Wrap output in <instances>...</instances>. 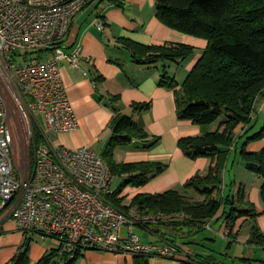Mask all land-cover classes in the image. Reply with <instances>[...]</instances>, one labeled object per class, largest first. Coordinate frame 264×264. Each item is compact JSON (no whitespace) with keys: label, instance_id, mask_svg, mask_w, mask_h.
<instances>
[{"label":"built area","instance_id":"2783aa9c","mask_svg":"<svg viewBox=\"0 0 264 264\" xmlns=\"http://www.w3.org/2000/svg\"><path fill=\"white\" fill-rule=\"evenodd\" d=\"M87 4L0 0V224L13 221L25 235L52 237L61 245V256L70 259L79 252L103 250L176 260L178 245L145 243L135 227L191 221L188 216L118 209L109 201L115 176L104 156L88 146H59L52 138L79 129L62 65L84 72L82 47L70 51L68 37ZM95 25L104 32L101 19ZM17 150L25 164L22 172ZM205 226L212 231L211 223ZM233 231L226 224L220 236L229 240Z\"/></svg>","mask_w":264,"mask_h":264},{"label":"trees","instance_id":"16d2710c","mask_svg":"<svg viewBox=\"0 0 264 264\" xmlns=\"http://www.w3.org/2000/svg\"><path fill=\"white\" fill-rule=\"evenodd\" d=\"M104 2L125 8V0L100 1ZM155 7L158 20L165 26L208 42L181 89L178 90L179 83L169 75L167 68L163 69L159 86L175 91L179 120L191 121L203 128L217 125L215 131L179 141L180 148L188 158H207L212 165L206 173L196 174L184 185L186 192H193L201 200L194 201L177 190H168L163 194H140L130 205H124L125 198L120 196L125 188L147 185L164 173L167 165L157 162H114L113 154L117 148L141 141L145 143V149H151L160 138L152 139L133 117L120 113L117 108L120 96H112L110 101L115 116L110 129L113 136L104 159L115 177L126 179L109 197V201L123 211L136 207L145 214L183 213L191 219L186 223L200 224L202 227L222 211L220 219L224 218L225 223L233 228L239 219L248 218L252 221L249 244L264 246V234L257 222L259 214L255 205L246 200L244 185L239 187L237 195H227L224 175L230 154L243 144L240 156L246 169L263 180L261 199L264 204V149L256 153L247 149L249 144L264 139V129L248 135L254 129L251 125L258 105L264 102V0H156ZM119 42L139 64L157 65L163 62L182 65L192 59L197 51L195 47L185 44L147 46L128 39H120ZM150 109L151 103L132 105L134 113ZM242 125L245 132L240 136L237 129ZM36 136L40 138L41 134L36 131ZM145 228L159 235L161 226ZM60 251L45 256L41 264H75L82 256L79 252L74 259H70L66 254L61 256ZM150 258L137 255L135 264H149ZM29 261L27 242L10 264H29ZM194 264L217 263L206 257L198 258Z\"/></svg>","mask_w":264,"mask_h":264},{"label":"crops","instance_id":"0c3cea01","mask_svg":"<svg viewBox=\"0 0 264 264\" xmlns=\"http://www.w3.org/2000/svg\"><path fill=\"white\" fill-rule=\"evenodd\" d=\"M100 1L87 0L86 8L73 20L69 32V50L78 45L82 47L84 58L82 69L85 73L72 68L67 63L62 65L63 81L74 112L79 119V129L73 133L56 135L58 140H54L59 146L73 150L88 146L97 154L104 156L113 136L110 124L115 113L110 98L120 96V102L117 104L120 113L133 117L152 139L160 138V141L151 149H145V143L141 141L119 147L114 151V162L117 164L157 162L167 165L166 171L147 185L125 188L120 196L125 198L124 205H130L132 200L140 194L156 195L168 190H177L191 198L194 193L185 191V183L198 173H206L212 161L206 158L196 160L188 158L180 148L179 141L200 136L207 131H215L217 125L212 128H203L191 121L179 120L175 91L160 87L159 82L163 69L167 68L169 75L177 81L183 78L180 82L178 81V90L181 89L186 76L201 58L208 42L174 31L161 23L156 16V0H125L123 9L106 2L100 3ZM97 19L104 22V32L96 27ZM120 39L132 40L147 46H161L166 43L185 44L195 47L198 53L184 62V70L179 73L174 69L180 66L176 63L160 62L157 65L136 63L129 51L119 42ZM136 103H151V109L147 112L134 113L132 105ZM257 110L264 115V102L259 103ZM244 132L243 125L237 129V134L240 136ZM247 149L252 153L263 150L264 139L249 144ZM234 151L230 154L231 157ZM125 179L126 177H115L114 185L116 182L117 186L113 188L114 192ZM256 181L247 187L245 195L246 200L254 204L257 209L259 214L257 222L264 234L262 185L261 182L258 185ZM226 184L225 182V187ZM237 191L238 189L235 188L232 193L235 195ZM220 216L221 213L203 226L211 223L212 227L216 224L211 232L221 238L220 235L226 223L221 221ZM186 222L178 221L172 223L175 224L173 226L161 227L158 231L159 235L145 227H139L147 238L143 240L140 237L143 242L171 243L167 241L168 239L175 241L172 244L178 245L180 249L176 260L151 257L149 264H194L198 258L206 257L217 264H229L226 259L218 258L213 252L208 253L209 251L199 247L195 241L186 243L180 241V237L177 240V235L170 236L161 231L171 227L176 231L184 227L203 228L200 224L192 225ZM249 222L248 218L239 219L230 239L224 241H229L231 247L239 245L252 252L251 257L237 258L240 264H264V246L249 244L251 227L248 228L249 236L241 242V233L246 229L245 226L250 225ZM126 231L127 229L124 233ZM27 242L29 243V264H41L45 256L53 251L61 250V245L56 239L36 233L25 235L18 230L13 221H5L0 224V264H10ZM75 264H135V256L114 254L103 250H88L82 253Z\"/></svg>","mask_w":264,"mask_h":264},{"label":"rangeland","instance_id":"374dc122","mask_svg":"<svg viewBox=\"0 0 264 264\" xmlns=\"http://www.w3.org/2000/svg\"><path fill=\"white\" fill-rule=\"evenodd\" d=\"M198 53V50L196 51V54ZM184 63H182V65L178 66V67H174V69H176V71H179V73H182L184 70ZM189 75V73H188ZM187 75V76H188ZM186 76V77H187ZM183 78H179V82L180 80ZM186 79V78H185ZM184 81V80H183ZM182 81V82H183ZM33 125V123H30V128L32 130V132H34V134L36 135V126ZM254 127V129H252V131L248 134V135H253L254 133H257L261 130L264 129V115H262L261 112H259L257 110L256 114L254 115V121L252 122V125ZM213 126L209 127L212 128ZM244 133H242L243 135ZM53 136V135H52ZM53 140L56 139L58 140V136H53L52 137ZM245 141V140H244ZM242 145L240 144L237 149L233 152L232 157L230 156L227 163H225V182L226 184V193L227 195L231 194L233 189L237 188L239 191V187L241 185H244L245 189H247V187L249 185H252L253 182H257V184L259 185L261 182V185L263 184V180L262 178H260L259 176L251 173L250 171H248L241 159L240 153L242 150ZM17 155V166L19 168V170L22 172V170L25 168V164H24V160L20 154V150H17L16 152ZM207 159V158H206ZM227 176V178H226ZM150 183V182H149ZM117 183L115 182L114 188H116ZM237 191V193H238ZM237 193L235 195H237ZM192 200L197 201V200H201L202 198L196 194H193V197H191ZM221 216H222V212ZM220 216V218H221ZM222 222L225 223L224 218L221 220ZM250 225L249 226H245L246 229L243 230V232L241 233V242L243 241L242 239H245L246 236H249V230L248 228H250L252 226V221L250 220ZM216 224H214L213 226L215 227ZM212 226V227H213ZM161 227H164V225H162ZM226 227V224L224 225V229ZM214 229V228H213ZM251 229V228H250ZM162 232L166 233L167 235H177V240L180 237V241L186 242V243H190L192 241H195V243H197V245L203 249H206V251H209L208 253H214L216 254L215 256L218 258H222V259H226L227 262H229V264H240L239 261H237V258H243V257H251L252 252H249V250H245L242 246L239 245H235L233 247H231V245L229 244V241H224L222 240L220 237H217L216 234L212 233L210 230H208L206 228V226H203V228H197V227H184L182 229H178V231H176L175 229H173L171 227L167 228V229H162ZM135 234L138 235L139 237H141L143 240H147V238L144 236V231L139 228V227H135ZM126 232L124 233V236H126ZM251 235V233H250ZM200 248V249H201ZM239 259V260H240Z\"/></svg>","mask_w":264,"mask_h":264}]
</instances>
